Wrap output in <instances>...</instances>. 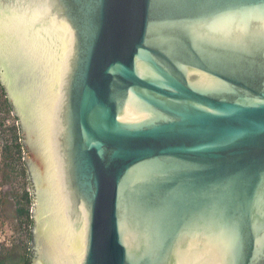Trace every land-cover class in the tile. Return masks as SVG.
I'll return each mask as SVG.
<instances>
[{
	"label": "water",
	"instance_id": "95a60500",
	"mask_svg": "<svg viewBox=\"0 0 264 264\" xmlns=\"http://www.w3.org/2000/svg\"><path fill=\"white\" fill-rule=\"evenodd\" d=\"M262 36L193 0H0L32 264H264Z\"/></svg>",
	"mask_w": 264,
	"mask_h": 264
},
{
	"label": "rangeland",
	"instance_id": "374dc122",
	"mask_svg": "<svg viewBox=\"0 0 264 264\" xmlns=\"http://www.w3.org/2000/svg\"><path fill=\"white\" fill-rule=\"evenodd\" d=\"M17 130L16 118L11 110H0V238L6 239L19 231L21 219L15 216L17 199L23 195L24 188L29 187L27 175L25 173L24 176L23 173V163L16 158L17 152H10L9 155L5 151V147L13 146V133L17 134ZM29 211L31 214V202ZM11 231L13 235H10ZM16 241L15 245L0 252V264H22L23 258L28 254L29 239Z\"/></svg>",
	"mask_w": 264,
	"mask_h": 264
},
{
	"label": "snow or ice",
	"instance_id": "6c2138e0",
	"mask_svg": "<svg viewBox=\"0 0 264 264\" xmlns=\"http://www.w3.org/2000/svg\"><path fill=\"white\" fill-rule=\"evenodd\" d=\"M193 6L201 9L204 15L214 17L216 20L238 19L245 24L264 12V0L252 5L241 3V0H193ZM261 42L264 44V36ZM238 251V239L233 236L230 239L228 252L236 255Z\"/></svg>",
	"mask_w": 264,
	"mask_h": 264
},
{
	"label": "trees",
	"instance_id": "16d2710c",
	"mask_svg": "<svg viewBox=\"0 0 264 264\" xmlns=\"http://www.w3.org/2000/svg\"><path fill=\"white\" fill-rule=\"evenodd\" d=\"M4 96V90L0 84V98L2 100V97ZM4 98V97H3ZM0 100V101H1ZM0 110L3 112H10V106L8 104V101L4 98L1 103H0ZM14 135V142L17 140V135L16 133H13ZM21 139V138H20ZM24 148L23 143L20 142L18 144L13 143V146L10 147H5V151L12 153L13 151L19 152L20 148ZM23 173L25 176L26 173V168L25 164L23 163ZM27 175V174H26ZM31 202V198L29 197V194L24 192L23 195H20L19 198L17 199V204H16V210H15V216L20 220V222H26L30 227L33 226L34 220L32 218V215L30 214L29 211V204ZM30 238L32 239V234L30 233ZM31 255H32V249L29 250L28 254L23 258L22 264H30L31 262Z\"/></svg>",
	"mask_w": 264,
	"mask_h": 264
},
{
	"label": "built area",
	"instance_id": "2783aa9c",
	"mask_svg": "<svg viewBox=\"0 0 264 264\" xmlns=\"http://www.w3.org/2000/svg\"><path fill=\"white\" fill-rule=\"evenodd\" d=\"M16 135H17V140H15L14 143L18 144V143H20L19 131L18 130H17V134ZM23 155H24V152H23V149L21 147L19 152H17V154H16V158L18 160H20V163H23ZM24 192H26L28 194L30 193L28 186H26V188H24ZM20 225L21 226L18 228L19 231L14 236H8L7 239L4 238V237L0 238V252L3 249L10 248L13 245H15L17 243V241H16L17 239L20 240V241L23 240V239H26V240L29 239L30 226L26 222H20ZM10 235H13L12 231L10 232Z\"/></svg>",
	"mask_w": 264,
	"mask_h": 264
},
{
	"label": "flooded vegetation",
	"instance_id": "af4514ba",
	"mask_svg": "<svg viewBox=\"0 0 264 264\" xmlns=\"http://www.w3.org/2000/svg\"><path fill=\"white\" fill-rule=\"evenodd\" d=\"M3 88V87H2ZM4 90V89H3ZM7 101H8V98H7V94L5 93V91H4V96H3ZM8 104H9V102H8ZM9 106H10V104H9ZM10 110H11V106H10ZM16 118V117H15ZM16 120L18 121V118H16ZM20 129V128H19ZM18 129V130H19ZM22 143H23V135H22ZM23 146H24V144H23ZM25 147V146H24ZM27 151V150H26ZM28 152V151H27ZM25 166H26V169H27V163H26V160H25ZM27 172H28V169H27ZM31 181V180H30ZM33 257H34V251L32 250V255H31V262H30V264H32V259H33Z\"/></svg>",
	"mask_w": 264,
	"mask_h": 264
}]
</instances>
